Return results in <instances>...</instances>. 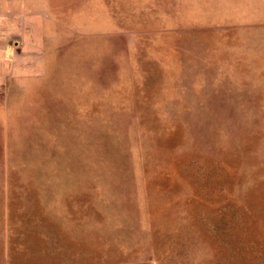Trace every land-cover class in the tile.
I'll list each match as a JSON object with an SVG mask.
<instances>
[{"label":"rangeland","instance_id":"rangeland-1","mask_svg":"<svg viewBox=\"0 0 264 264\" xmlns=\"http://www.w3.org/2000/svg\"><path fill=\"white\" fill-rule=\"evenodd\" d=\"M0 264H264V0H0Z\"/></svg>","mask_w":264,"mask_h":264}]
</instances>
